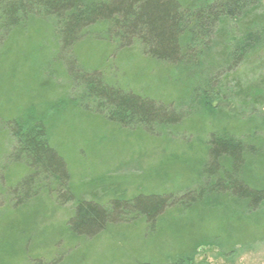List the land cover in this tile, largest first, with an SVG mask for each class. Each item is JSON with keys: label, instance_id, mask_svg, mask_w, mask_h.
I'll return each mask as SVG.
<instances>
[{"label": "trees", "instance_id": "16d2710c", "mask_svg": "<svg viewBox=\"0 0 264 264\" xmlns=\"http://www.w3.org/2000/svg\"><path fill=\"white\" fill-rule=\"evenodd\" d=\"M260 2L261 0H0V35L2 32L4 33L3 38L0 39V59L7 58L9 55L7 56L6 53L18 55L15 60L18 70L23 68L18 65L27 59L32 76L41 78L44 76L40 74L43 71L39 73L38 69H35L37 55H39V59L42 56L46 60H51V57L57 58L58 53L66 51L72 55L74 62H78L80 47L86 43V38H93L99 47L116 46L123 51H127L126 48L129 45L136 44L147 54L148 63L145 67L148 66L153 71H149L145 67L139 69L136 64L140 75L142 78H147L148 82V84L141 83L138 86V89H141V86L144 85L143 94L132 87L133 85H130L132 88L128 89L127 83L126 87H118V84L114 85L103 80V75L100 73L104 71H99L100 68L97 66L101 67L105 55L100 58L102 64L98 62L96 67L88 72L94 77V80L84 81L81 73L78 76L80 82L87 85L86 95L94 96L104 103V106L106 105L103 109L99 108L98 110L105 112V109H111L114 114L113 121L125 130H127L126 124L134 123L133 121L137 122L138 126H147L151 122L168 123L165 114L159 112L168 102L164 103L162 100L161 104H156L153 94L149 93H152L155 87H160L168 91L166 94H169L172 100L177 99L187 90L193 89L195 82L191 83V79L200 70L199 68L207 69L208 73H213L227 65L229 67L232 65L235 68L239 60L244 57V48L247 47L242 41L253 34L255 26L258 25L255 23L260 21L257 18L263 17V15H258L255 10ZM233 20H237V27L241 28V36H239L241 39L238 38L239 42L234 46V50L229 45L232 36L230 37L227 28L225 29ZM53 22H56V26ZM111 36L117 43L111 42ZM105 39H109V41ZM54 42L59 44L56 51ZM41 44H45V46L43 47ZM39 47L41 48L39 49ZM57 63H59L58 59ZM78 64L81 68L88 66L82 60ZM14 70H11L10 75L15 74ZM10 75L8 74V77ZM46 80L51 85L42 82L41 86L43 90L49 88L50 96L47 98L39 94L40 100L38 101L28 99L25 102L21 95L22 92H15V89L11 88V82L0 85V121L4 127H10L17 140L18 149L15 153H17L16 158H20L19 162H21L18 164L17 159L9 160L4 172L0 173V190L6 189L8 196L20 194V189L27 185L31 187V181L34 182V179L39 175L49 174V177H54L56 181L51 183L53 185L48 186L46 181L35 185L42 188V194L50 193V196L54 198L53 192L56 184L59 183L64 188L61 195L68 201L74 198L76 205H74V212L70 216L71 221L68 224L74 236H96L100 230L108 231L112 227L108 224L114 220L111 213L118 209V205H122V208L118 211L121 212L116 214L121 215L132 203L136 206L139 199L144 196L143 194H146L148 199L146 202H142V206L138 205V209H135L137 218L132 221L133 226H143L142 228L147 225L152 226V223L160 220L162 216L176 214L177 208L182 211L191 204L195 208L203 206L201 202L204 199L201 201V198L206 194L207 199L214 196L220 198L224 204L220 210L222 211L223 207H226L224 208L225 214L211 210L208 212L209 217H206L207 210L199 211V215L203 216L205 220L199 216L200 219H197L200 221L198 222L210 219H216V221L210 220L213 222L212 224L210 223L205 229L199 230V236L197 235L198 237L192 240L187 248L178 245V248L169 249L175 253L172 255L175 257L167 264H176L178 260L181 261L184 254L192 252L196 243L207 238L210 234L216 235L213 231L220 230V227L225 228L224 235L231 239L232 222L237 223L236 229L244 221L255 225L259 223L261 217L258 216L250 219L225 217L226 213L232 212L237 203H242V206L247 205L251 210L250 214H252L259 210L264 202V180H261L263 175L260 173L262 159L245 153L246 147L249 145L246 146V142L242 141L243 136L251 135L253 130L249 128L247 122H237L234 118H227L226 122L216 120L210 128L207 123H202L200 118L193 117L187 120L186 127L190 128L191 132L201 130L205 126V131L214 129L213 134L211 130L207 131L210 138L205 151H203L204 159L197 156L199 151L197 148L194 151L193 147L189 150H181V147L174 146V149L181 152L163 153L161 157V153H159L157 165L161 171L155 170L158 169L156 166L152 167L149 173L143 172L138 177L139 185H142L141 190L135 191L130 197H126V194L122 193L121 187L127 183L135 184L137 181L133 179L134 177L120 176H110L101 181L103 184L111 185L113 189L109 190L107 195L100 196V202L99 199L95 200L94 198L84 202L80 197L81 192L87 194L94 191L97 187L95 184L87 183L90 184L87 190H80L73 195L69 194V188H71L75 177L70 172L64 157L57 152L53 145V130L51 129L53 124L48 126L50 122L54 121L48 120L45 123L42 119V115L51 109L47 106L53 98L52 81L49 76L46 77ZM249 99H251L252 105L264 106V96L261 94L249 95ZM199 124L203 127H200ZM140 127H136V129L139 130ZM216 130L218 133L215 134ZM128 131L132 130L128 129ZM148 137L150 139L148 138L147 145L148 141L153 143L149 148L154 149L156 145H161L162 141L166 142L165 138L158 140L151 136ZM260 137L261 134L258 135L257 140ZM5 138L6 132L0 128V157ZM249 140L256 141V139L249 138L247 142ZM163 146H165V152L167 149L170 151L169 147ZM159 174H165L168 178L176 176L183 186L194 182V175L200 174V178L205 183L200 186H205V189L200 190V188V191L192 198L187 199L184 205L177 201L175 207L168 210L173 202L168 198H156L159 195L156 196L150 192L156 190L152 184H158ZM7 192H0V195L3 196V199L0 200V264H24V261L28 262L40 254L37 252L40 249L35 250L34 248L23 252L21 236L18 235L30 233L31 229L26 228V224H31L33 218L38 214L41 215L42 211L36 213L34 208L28 210L24 200L19 201L20 199H16L13 206L9 207L7 202L11 203L12 198H6ZM34 194L37 195V193ZM93 196L95 197V195ZM121 201L123 202L121 203ZM103 203H110L114 208H111L109 212ZM41 205L43 206V203ZM189 208L191 209V207ZM192 209L191 211L196 210ZM222 220L225 222L223 225L222 222L220 223ZM177 224L170 233L165 227L164 235L172 237L174 231H176L174 236L184 233V228L187 226L182 221ZM179 230L180 232H178ZM234 241L243 240L238 238L231 242ZM157 258L156 260L160 262V257ZM156 260L149 257V260L139 261L137 264H158L159 262ZM179 264L181 263L179 262Z\"/></svg>", "mask_w": 264, "mask_h": 264}, {"label": "rangeland", "instance_id": "374dc122", "mask_svg": "<svg viewBox=\"0 0 264 264\" xmlns=\"http://www.w3.org/2000/svg\"><path fill=\"white\" fill-rule=\"evenodd\" d=\"M255 10L258 15H263V19L257 18L260 21L255 23L258 25L255 26L253 34L242 41L247 47L244 48V57L239 60L235 68L232 65L230 67L227 65L213 73H208L205 68H199L200 70L191 79V83L195 82L193 83V89L189 90L190 92L187 90L177 99L172 100L171 96L166 94L168 91L160 87H155L156 89L154 88L152 93H149L153 94L156 104H161L163 101L164 103L168 102L159 111L160 114H165L168 123L151 122L147 126H138L137 122L133 121L134 123L130 124L128 122L126 124L127 130H125L115 124L111 109H105V112L98 110L99 108L103 109L106 105L104 106V103L98 98L86 95L87 85L80 82L78 76L81 73L84 81L94 80V77L89 75L88 72H91L96 64L100 62V58L105 55L103 64L100 62L101 67L97 66L101 69L99 71H104L100 73L103 75V80H107L114 85L118 84V87H126L127 83L128 89L132 87L138 89L141 83L148 84L147 78H142L137 69V66L140 69L147 65V54L136 44L129 45L126 48L127 51H123L116 46L99 47L93 38H86V43L83 47H80L78 62H74L72 55L66 51L58 53L57 58L51 57V60H46L42 56L39 59V55H37L38 63L36 62L35 69H38L39 73L43 71L40 73L44 75L41 78L32 76L27 59L18 65L23 67L18 70L15 64L18 55L6 53L9 56L0 59V85L11 82V88L15 89V92H22L21 95L25 102L28 99L38 101L40 100L39 94L47 98L50 96L49 88L43 90L41 86L42 82L51 85L46 80V77L49 76L53 86V98L47 106L51 109L42 115V119L45 123L48 120L54 121L53 123L50 122L48 126L50 127L53 124L51 128L53 130V145L57 152L64 157L70 172L75 177L71 188H69V194L73 195L80 190H87L90 184L97 185L96 189L90 191V193L81 192L80 197L83 198L84 202L91 198L99 199L100 202V196L107 195L109 190L113 189L111 185L101 182L110 176L134 177L133 179L137 181L135 184L127 183L121 187L123 190L121 192L125 193L126 197H130L135 191H140L142 185H139L138 177L145 171L151 172L152 167L157 166L158 169L155 170L161 171L157 165L159 163L158 154L161 153V157L163 153L181 152L174 149V146L181 147V150H189L193 147L195 151V148H197L199 151L197 156L204 159L203 151H205L210 138L207 131L211 130L213 134L214 129L205 131L206 126L203 127L199 124L203 128L191 132L192 130L186 127V123L187 120L193 117L200 118L204 124L207 123L208 128L216 120L226 122L229 118H234L237 122H247L249 128H252L253 131H251L252 136L247 134L245 137L243 136L242 141L246 142V146L249 145L246 147L245 153L253 154L254 157L262 159L260 173L263 175L261 180H264V106L252 105L251 99H249V95L261 94L264 96V23H261L264 22V0H261ZM236 21H230L229 25L225 27L230 37L232 36L229 45L233 50L239 39H241L239 38L241 28L237 27ZM55 23L53 22L56 26ZM3 34L2 32L0 39L3 38ZM114 37L118 39V37ZM105 40L109 41V39ZM110 40L117 43L112 36ZM45 44H41V46L44 47ZM58 45L57 42H54L55 51ZM60 57H62V60H60ZM22 59L24 58L22 57ZM57 59L59 63H57ZM81 60L88 66H82L81 68L78 64ZM14 64L16 65L15 70ZM202 66L205 67V65ZM89 67H92V69H89ZM145 68L152 71L148 66ZM11 70H14L15 74L10 75ZM8 74L12 77H8ZM105 76L108 78L106 79ZM143 89L144 85L141 86V89H138L139 93L143 94ZM130 120L132 121V119ZM136 127H140L139 130ZM0 128L6 132L0 157V173L2 174L8 161L17 159L15 151L18 149V142L10 127H4L2 121H0ZM128 129L132 131H128ZM216 133H218V130L215 131ZM260 134L261 137L257 140ZM148 136L158 140L165 138L166 142L162 141L161 145H156L154 149L149 148L153 143L148 141L149 146L147 145V140L150 139ZM249 138L256 139V141L249 140L247 142ZM163 145L169 147L170 151L167 149V152H165V146ZM19 161L20 158L17 159L18 164L21 163ZM39 176L34 179V182L31 181V187L27 185L25 188L20 189L21 192L18 195L8 196L6 189L0 190L1 193L7 192L6 198H12L11 203L7 202L9 207L15 203L16 199H20L19 201L24 200L23 202L28 210L34 208L36 213L42 211L41 215L38 214L33 218L31 224H26L25 227L31 229L30 233L18 235L21 236L20 241L23 252H28L34 248L35 250L40 249L37 250L40 254L32 260H28V262L24 261V264H137L139 261L149 260V257L153 260L160 257V262L158 260L156 262L167 264L175 257L172 256L175 253L169 249H172V247L178 248V245L187 248L192 240L199 236V230H203L210 223H213L210 220L214 219L198 222L200 221L198 220L200 219L199 211L205 212L207 210L205 212L206 217H209L208 212L211 210L219 214H225L224 208L226 207H223V212L220 210L224 205L221 199L215 196L207 199L205 193L206 195L201 198V201L204 199L201 202L203 205L200 206L201 208L199 206L195 208L192 204L189 207L196 209L194 211H191L189 207L184 208L182 211L177 208L176 214L162 216L160 220L154 221L152 226L136 227L132 225L133 219L137 218L135 209H138V205L142 206V202H146L148 199L146 194H143L144 196L139 199L136 206L132 203L121 215L116 214L120 213L121 211H118L122 208V205L118 202V209L111 213L114 220L108 224L112 225L108 231L100 230L96 236H74L72 229L68 226L71 221L70 216L74 212V205H76L74 198L71 201L65 199L61 195L64 188L59 183L55 186L54 198L50 196V193H47V196L42 194L43 190L36 186L37 183L46 181L49 186L53 185L51 183L55 182L56 179L49 177V174ZM194 176V182L183 186L176 176L168 178L165 174H159L158 184H152L156 190L150 192L156 196L159 195L156 198L171 200L173 203L168 210L172 209L177 201L184 205L187 199L205 189V186H200L202 183L205 185L203 179L200 178V174ZM34 193H37V195ZM51 195L53 194L51 193ZM1 199H3L2 195H0ZM103 205L109 212L111 208H114L110 203H103ZM242 205V203H237L232 212L226 213L225 217L250 219L258 216L261 218L257 225L244 221L236 229L237 223L232 222L231 239L224 235L225 228L220 227V230L213 231L216 235L210 234L207 238L200 240L199 243L195 244L196 246L192 252L184 254L185 256L181 261L178 260L176 264H179V262L181 264H264V202L259 210L254 211L252 214H250L251 210L247 205ZM200 217L204 219L203 216ZM179 221L187 226L184 228V233L174 236L176 232L174 231L172 237L167 234L164 235L165 230L163 229L165 227L170 233L176 228ZM221 222L223 225L224 220ZM157 231H160V233H157ZM238 238L243 241L231 242Z\"/></svg>", "mask_w": 264, "mask_h": 264}]
</instances>
